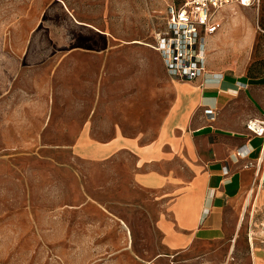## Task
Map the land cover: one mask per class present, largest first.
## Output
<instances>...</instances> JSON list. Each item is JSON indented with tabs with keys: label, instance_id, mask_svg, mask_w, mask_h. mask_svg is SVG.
<instances>
[{
	"label": "rangeland",
	"instance_id": "1",
	"mask_svg": "<svg viewBox=\"0 0 264 264\" xmlns=\"http://www.w3.org/2000/svg\"><path fill=\"white\" fill-rule=\"evenodd\" d=\"M173 1L128 0L126 15L113 7V43L122 46L113 45L105 76H95L103 65L85 56L53 77L49 71L47 98L64 109L56 112L62 127L47 128L42 141L21 138L33 139L44 127L16 124L15 110L0 109V264H264L263 155L227 211L226 236L173 259L156 226L155 199L132 182L131 157L90 162L54 153L84 126L100 143L157 136L174 84L153 45ZM219 16L227 41L211 52L213 63L242 76L263 105L264 0L231 4Z\"/></svg>",
	"mask_w": 264,
	"mask_h": 264
},
{
	"label": "crops",
	"instance_id": "2",
	"mask_svg": "<svg viewBox=\"0 0 264 264\" xmlns=\"http://www.w3.org/2000/svg\"><path fill=\"white\" fill-rule=\"evenodd\" d=\"M113 7L126 15L128 0H0V109L15 110L9 116L16 124L22 119V125L44 127L35 138L21 140L42 141L47 128L62 127L56 112L64 106L47 98L49 71L53 77L65 63L85 56L96 68L102 63L104 73L95 76L107 74L113 45L122 46L113 43ZM226 35L220 30L208 41L207 64L214 76L194 82L170 79L157 53L174 86L151 142L116 135L100 143L84 126L72 135V144L55 147L54 153L90 162L131 157L132 182L155 199L156 226L173 259L226 236L227 211L243 197L264 154V138L246 129L249 119L264 117L257 91L213 63L211 52ZM220 74L222 79L214 78Z\"/></svg>",
	"mask_w": 264,
	"mask_h": 264
},
{
	"label": "built area",
	"instance_id": "3",
	"mask_svg": "<svg viewBox=\"0 0 264 264\" xmlns=\"http://www.w3.org/2000/svg\"><path fill=\"white\" fill-rule=\"evenodd\" d=\"M258 0H175L167 8L164 30L155 35L154 50L167 75L176 82H194L214 76L208 69V41L222 28L220 12L236 4L252 7ZM215 79H222L220 74ZM246 129L264 138V120L251 118ZM241 157L244 155L239 154Z\"/></svg>",
	"mask_w": 264,
	"mask_h": 264
},
{
	"label": "bare ground",
	"instance_id": "4",
	"mask_svg": "<svg viewBox=\"0 0 264 264\" xmlns=\"http://www.w3.org/2000/svg\"><path fill=\"white\" fill-rule=\"evenodd\" d=\"M242 154H244V153H242ZM263 156H264V154H263Z\"/></svg>",
	"mask_w": 264,
	"mask_h": 264
}]
</instances>
